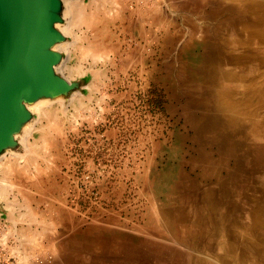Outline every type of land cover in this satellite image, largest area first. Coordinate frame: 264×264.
I'll list each match as a JSON object with an SVG mask.
<instances>
[{
  "label": "rangeland",
  "instance_id": "rangeland-1",
  "mask_svg": "<svg viewBox=\"0 0 264 264\" xmlns=\"http://www.w3.org/2000/svg\"><path fill=\"white\" fill-rule=\"evenodd\" d=\"M118 1L92 8V26L77 24L68 35L77 44L66 51L67 68H95L100 75L94 80L91 71L70 74L82 80L83 94L73 95L64 112L60 104L47 108L61 131L35 132L33 167L12 159L2 164L0 191L16 203L17 220L8 221L5 209L0 213V264H191L194 244L176 237L174 225H150L156 204L181 224L185 219L186 227L197 217L216 222L219 238L207 222L212 236L200 239L223 252L220 243L236 238L256 204L264 202V140L252 135L248 121H230L218 105L215 86L209 85L215 79L203 68V44L196 39L185 48L186 38L195 36V30L189 33L193 27L211 29L213 40H220V21L224 31L235 24L225 17L203 18L206 0L203 6L201 0ZM152 5L155 17L146 19ZM162 16L164 31L174 37L165 46ZM91 41L99 48L92 52L103 53L96 59L81 53L95 48ZM214 83L218 87L219 79ZM43 143L48 149L40 148ZM26 204L33 212L29 218ZM112 242L119 245L116 253Z\"/></svg>",
  "mask_w": 264,
  "mask_h": 264
},
{
  "label": "bare ground",
  "instance_id": "bare-ground-1",
  "mask_svg": "<svg viewBox=\"0 0 264 264\" xmlns=\"http://www.w3.org/2000/svg\"><path fill=\"white\" fill-rule=\"evenodd\" d=\"M108 1L109 0H63V10L61 12V15L64 17V23L57 22L54 25V27L56 29L60 30L62 33H64L67 36L68 39L66 41H62V42L56 43L53 46V49L58 50V51H62V52H65V53L67 51V53H68V51H70V47L72 45H76L77 44L76 43L77 41H76V38L75 37H73V38L71 37L72 39L69 37L71 35V31L73 29V26H75L77 24L78 25H81L82 24V25H86L87 29L90 28L92 26L90 21H91V19L94 18V14H95V13H93V9L92 8L96 9V11H97V9L100 8V5H103V3L105 4V2H108ZM112 1H114V0H112ZM193 1H195V0H192V2ZM196 1L198 2V0H196ZM203 1L201 0V2H202V5L201 6H203ZM241 1H243L245 3V9L250 10V11H256L255 13H261V16L258 17L257 19H251L249 16H244L245 19H244V24L242 26V29L240 30V32L237 31L235 33L238 36H241V38H239V39L235 38V40L233 42L235 44H238V45H243V44H249L253 39H258V40H260L261 42L264 43V27H263V25H264V0H241ZM116 2H119V1L116 0ZM141 2H142V0H136L135 3H141ZM123 3H125V2H123ZM182 3L183 2H181V4ZM194 3L192 4V7L191 8L194 7L193 6ZM178 4H180V2ZM198 5L200 7V4H198ZM198 5L195 6L197 9L199 8ZM204 5H205V3H204ZM153 6L154 5H152V6H150V7H148L146 9L147 12H145L144 14H148V16H149V17L145 16L146 19H148V18L150 19V13H152V9L151 8ZM183 6H184V4H183ZM154 7H156V6H154ZM193 11H197V10H193ZM199 11L201 12V10H199ZM114 12H115V9H114ZM154 13H152V16H153ZM158 13H160V12H158ZM96 14H97V12H96ZM141 15H142V13H141ZM162 15H164V14H162ZM91 16H92V18H91ZM158 16H159V14H158ZM158 16L156 18H159ZM115 17H117V14H115ZM154 17H155V14H154ZM162 17L163 18H161V21H167V19H164V16H162ZM165 18H166V16H165ZM98 19H99V17H98ZM162 19H164V20H162ZM151 20H154V22L157 21V19L155 21V18L154 19L151 18ZM168 20H170V19H168ZM95 21H97V20H95ZM173 21H174V19H173ZM191 27H193V26H191ZM92 31H93V29H92ZM192 31L193 30H190L189 33L192 32ZM243 32L246 34V36H243V34H242ZM187 34H188V32H187ZM193 34H195V31L192 32V36H193ZM164 35H166V34H164ZM178 35L179 34L177 33L176 36H178ZM167 36L169 38L168 33H167ZM183 36H182V38H183ZM188 36H189V34H188ZM190 37H191V35H190ZM168 38L165 37V39H166L165 41H167V43L169 42ZM97 40H98V38H97ZM93 41H91L90 43L88 42V44H92L95 47L94 44H96V43H94ZM172 42H173V40H172ZM96 47H98L97 44H96ZM96 47L95 48H92V46L91 47L88 46V48H86L85 51H84V49H82L83 52H81V53H84L83 55H85V54L88 55L90 53V54H92L91 56H93V59H96V58L102 56V54H103V53H93L92 51L94 49L95 50L96 49H99V48H96ZM105 47H106V45H105ZM97 51L100 52L99 50H97ZM97 51H94V52H97ZM105 51H104V53H105ZM233 58H234V60H238V61H241V60H243V61H250L252 59V57L250 55H243V56H239V57L236 56V57H233ZM67 60H68L67 56L66 57H63L61 63H59L55 67V72L56 73H59L61 75H64V76L66 74L65 72H68L67 77H68L69 80H72L70 74H75L76 73V75H82V74L87 73V71H91L92 72L93 79L94 80L100 75V70H97L95 68H88L86 70H83L81 68V66H79V65L74 66V67H71V68H67V64H66V61ZM201 71H202V69H201ZM222 76H223V80L224 81L229 82L226 85H224V90L225 91H222L221 85H220L219 88H218V93H217L218 99H219V101L221 103V107H222V110L224 111V113L228 116L229 120L232 121V122H239L240 120H246V121H248L251 124L252 135H254V136H258V135L262 136V135H264V121H260V120L257 119V109L259 107H264V88L258 86L253 80H251V83L250 84H246L245 85V89L242 92L241 89H243V87L241 88V86H239V82L240 81H237V79H235V80L231 79V78H233V76L232 75H229V73H224ZM205 82H207V81H205ZM233 82H236V83L233 84ZM90 85H92V84H89L88 87H90ZM261 91H263V92H261ZM82 94L83 93L82 92H79V91L74 92V96L75 95H82ZM71 98H74V97L72 96ZM70 102H72V99L69 100V99H66L63 96H57V97H38V99H36L34 101H25V105H26L27 109L30 110L31 112L35 113V116L31 120H27L26 122H23L22 125H21L22 126L21 131H19V132H17V133L14 134V138L17 141V146L15 145L14 147H11L3 155L0 156V171H1L2 164L7 159L15 160L16 163H19L20 164V166H23V165H26V164H29L30 165L31 164L30 161L32 159H34V154L36 153V148L39 147V146H37L36 143H34L32 141V139L35 137V132L37 130H39V131L41 130V131L44 132V130L47 127H49L52 130L50 132H53L55 130V133H56L57 129L60 127L59 122L57 120V117H55L50 112H48L47 111V108L53 106L54 104H60L62 106V112H64L66 110V106ZM45 121L47 122V125L44 124ZM60 131H61V129L59 130V132ZM214 137H216V136H214ZM43 142H44V140H43ZM46 144L43 143L42 144V147H40V148H43V147L46 146V148L48 149V147H47L48 144L47 145ZM31 166H32V164H31ZM8 167H9V165H8ZM27 167H28V165H27ZM34 167H35V164H34ZM15 168H16V166H15ZM9 169H11V168H9ZM34 169H36V168H34ZM41 170H43V169H41ZM27 171L25 170V172H27ZM23 173H24V171H23ZM26 174L24 173L25 176H26ZM16 180H18V179H16ZM21 181H23V180H21ZM21 181L19 179V182H21ZM10 182H12V181H10ZM41 183H42V181H41ZM10 186H11V184H10ZM24 187H25V185H24ZM11 188H12V186H11ZM22 192H23V190L21 191V193ZM23 194H24V192H23ZM27 202H29V201H27ZM24 207H25V204H24ZM26 208H27V211L24 214V216L25 215L27 217L28 216L29 217L30 216H33V212L30 210L29 204H26ZM0 209H1V211H4V209L6 210V212L8 213V221H15V220H17L16 219V216H15L16 203L15 202L8 201V199L5 198V196H4V191L3 190L0 191ZM1 211H0V213H1ZM18 211L19 210H17V212ZM64 212L65 211L63 210V213ZM37 214L38 213H36V215ZM20 215L22 216L21 212H20ZM20 215H19V217H17L18 219L21 217ZM38 216H40V215H38ZM64 216L67 217V215H64ZM27 217H26V220H27ZM41 217H39V220L41 219ZM51 217H50L49 221L51 220ZM54 218H57V217L55 216ZM253 219H254V228L255 229H257V230L264 229V209L263 208H258V210H256L254 212ZM24 220H25V218H24ZM33 220H34V218H33ZM61 220H62V218H61ZM61 220H60V222H64V221H61ZM63 220H66V219L63 217ZM57 221L55 220V221H51V222H57ZM39 222L41 223V221H39ZM60 222H58V223H60ZM44 223L46 225H48V223H50V222H48V223L44 222ZM58 223H56V224H58ZM51 225L54 226V223L53 224L51 223ZM51 225L49 224L48 226L49 227H53ZM40 227H41V225H40ZM43 228H44V225H43ZM61 228H63V227H61ZM42 230H44V229H41V232H43ZM46 230H44V232H46ZM62 230H64V228ZM48 231H49V229H48ZM35 232H37V231H35ZM65 232H66V229H65ZM30 234L32 235V233H30ZM38 234H40V233L38 232ZM34 235L35 234H33V236ZM33 236H31V237H33ZM36 236H37V234H36ZM31 237H30V239H32ZM33 239H34L33 241H36L37 242V240L35 238H33ZM258 239H263V240L256 241L253 244L252 243H249V242H246V241L243 243V247L244 248L242 250H245V251L241 253L240 258H238V260H237V262L235 264H241V262H242V264H264V238L262 237V238H258ZM30 241L31 240H29V242ZM33 243L34 242H32V244ZM33 245H35V243ZM223 260H225V257L223 258ZM206 264H208V263H206Z\"/></svg>",
  "mask_w": 264,
  "mask_h": 264
},
{
  "label": "water",
  "instance_id": "water-1",
  "mask_svg": "<svg viewBox=\"0 0 264 264\" xmlns=\"http://www.w3.org/2000/svg\"><path fill=\"white\" fill-rule=\"evenodd\" d=\"M62 10L63 0H0V156L17 146L14 134L35 116L25 101L83 93L82 80L55 72L67 56L53 49L68 39L54 27L64 23Z\"/></svg>",
  "mask_w": 264,
  "mask_h": 264
},
{
  "label": "crops",
  "instance_id": "crops-1",
  "mask_svg": "<svg viewBox=\"0 0 264 264\" xmlns=\"http://www.w3.org/2000/svg\"><path fill=\"white\" fill-rule=\"evenodd\" d=\"M209 5V10L207 12H204L206 16L209 17L208 20L214 18L216 20H220L221 18L223 21H226V19H231V22L235 24V27L231 28L230 31H224L223 25L220 21V25L217 27L220 34V40H213L212 34L209 33L211 29L207 28H201V27H193L191 30H195V36L196 33L199 34L198 37H193L192 41L189 38H186V45L185 48L188 49L189 47L195 46V40L198 39L203 44V54L205 57L203 68L208 69L209 71V77L210 79L215 80H209V85L211 86L214 84L215 89L213 88V91H215V96L217 97L216 100L218 101V105L221 107V103L218 99L217 93L218 88L221 85L222 91L224 90V85H226L229 82H226L223 80V74L229 73V75H232L233 80L237 79L239 82V86L241 88L243 87L242 92L245 89L246 84H250L251 80H253L258 86L264 88V43L261 42L258 39H253L249 44H243L238 45L235 44L233 41L235 38L239 39L241 36H238L235 34L237 31L240 32L242 29V26L244 24V16H249L251 19H257L261 16V13H255L256 11H250L245 9V3L241 0H206ZM232 1V2H229ZM247 11V12H246ZM226 19H225V18ZM202 18V19H203ZM163 20V19H162ZM172 21V20H171ZM164 24L159 25V29L163 31L162 35V42L163 46L168 45L172 43V40L174 41V37L169 35V38L167 36V31H164L166 27V22L164 21ZM154 25V22H152ZM173 24V22H172ZM264 27V25H263ZM190 28V27H189ZM200 29L203 30L198 32ZM194 32V31H193ZM166 34V35H164ZM243 36H246V34L243 32ZM166 38H168L169 42L165 41ZM172 39H171V38ZM176 41V40H175ZM195 48V47H194ZM192 48V49H194ZM214 53L215 56L213 59H211L210 56H212ZM218 55V56H217ZM243 55H250L252 59L250 61H238L234 60L233 57L236 56H243ZM207 59V60H206ZM209 61V62H208ZM228 64H231V67H228ZM208 65V66H207ZM219 79V85L218 87L215 85L214 82ZM243 80V81H242ZM247 80V81H246ZM236 82H233V84ZM212 86V87H214ZM263 92V91H261ZM260 95V94H259ZM222 108V107H221ZM257 119L260 121H264V107H259L257 109ZM254 136V135H253ZM256 139L264 140V135L260 136H254ZM258 208L264 209V202H258L255 206L254 211L251 214V218L246 222L245 225H241L239 228V231L237 233L236 238H229L226 233H223V237L229 238L226 242H221L220 244L223 247V252H220L218 250V244L214 248L209 247L208 244L201 241L200 237H208L209 234L212 236L210 230L213 226L208 225L207 222H212L216 229V235L219 238V231L221 227L216 223L213 222L211 219H209L207 216H204L202 218L197 217L194 220H192L190 225L186 227L188 224L185 223V219L183 220V224L180 223V220L174 217V214L169 209L161 208L156 204L155 211L152 213L153 221L149 222L150 225H153V222L159 223L161 222L164 224L165 227L173 226L176 227V237L182 238V241H187L190 244H194L192 246V249L190 250L192 257L191 264H198L199 260H206V261H212L218 264H235L240 258L241 253L245 250H242L243 243L249 242V243H255L256 241H261L263 239L258 238H264V229H255L254 228V219L253 214ZM205 222V224H203ZM250 222V223H249ZM196 223V224H195ZM198 223H201V225H198ZM248 223V224H247ZM194 227L195 232H189V229H192ZM203 227V230H201ZM211 228V229H210ZM184 238H183V236ZM215 235V236H216ZM258 237V238H257ZM202 243L198 246H195V244ZM109 247H113L112 251L116 253V248L119 247V245H116L115 242H112L109 244ZM190 247V245H189ZM217 253H224V256H220L219 259H216ZM225 257V260L223 258ZM208 263V264H215V263ZM207 263V262H206ZM203 261H200L199 264H206ZM242 264V262H241Z\"/></svg>",
  "mask_w": 264,
  "mask_h": 264
}]
</instances>
